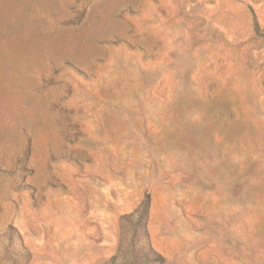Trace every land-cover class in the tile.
<instances>
[{
  "label": "rangeland",
  "instance_id": "374dc122",
  "mask_svg": "<svg viewBox=\"0 0 264 264\" xmlns=\"http://www.w3.org/2000/svg\"><path fill=\"white\" fill-rule=\"evenodd\" d=\"M134 212L264 264V0H0V264H143Z\"/></svg>",
  "mask_w": 264,
  "mask_h": 264
},
{
  "label": "trees",
  "instance_id": "16d2710c",
  "mask_svg": "<svg viewBox=\"0 0 264 264\" xmlns=\"http://www.w3.org/2000/svg\"><path fill=\"white\" fill-rule=\"evenodd\" d=\"M122 220L129 225L133 226V230L138 236L134 237V245L128 247V253H130L135 260H138L140 263L149 264L160 261V256L156 254L151 247L145 242L143 245L139 244V236H145V225H144V213L134 212L129 215L122 217ZM135 244H138V248L135 249ZM115 259H112L113 262Z\"/></svg>",
  "mask_w": 264,
  "mask_h": 264
}]
</instances>
